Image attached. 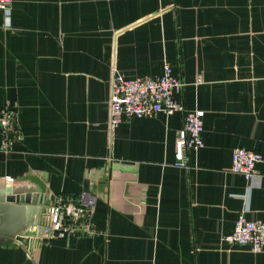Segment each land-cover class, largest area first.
Wrapping results in <instances>:
<instances>
[{
    "label": "crops",
    "instance_id": "0c3cea01",
    "mask_svg": "<svg viewBox=\"0 0 264 264\" xmlns=\"http://www.w3.org/2000/svg\"><path fill=\"white\" fill-rule=\"evenodd\" d=\"M166 65L185 83L182 109L112 130L113 73ZM5 108L18 134L0 148V190L43 196L46 217L55 195L97 204L94 236L0 241V264H264V250L223 239L245 210L264 222V0H13L9 27L0 10ZM196 110L205 145L177 167ZM237 148L262 155L256 178L232 171Z\"/></svg>",
    "mask_w": 264,
    "mask_h": 264
},
{
    "label": "built area",
    "instance_id": "2783aa9c",
    "mask_svg": "<svg viewBox=\"0 0 264 264\" xmlns=\"http://www.w3.org/2000/svg\"><path fill=\"white\" fill-rule=\"evenodd\" d=\"M13 0H0L6 26L11 25ZM199 77L197 83L202 82ZM185 83L173 74L170 65H166L164 73L156 78H125L114 72L109 90V127L116 129L121 123L133 118L154 116L159 113L172 115L182 109L176 95L184 89ZM205 112L196 110L185 116L184 128L178 134L176 145L177 167H185L188 149H201L203 140ZM15 111L5 108L0 115V128L3 139L1 150L10 152L16 141L18 128ZM263 161L260 153L246 148H237L232 155V171L245 178L257 177L256 165ZM13 182L11 178H7ZM97 197L89 192L82 193L78 202L64 196L55 195L53 204L47 210L45 224L36 228L31 238L44 236L47 238L71 239L94 236L95 226L92 216L95 213ZM228 244L247 246L253 253L264 250V222L248 220L246 210L241 212L235 223L233 232L223 237Z\"/></svg>",
    "mask_w": 264,
    "mask_h": 264
},
{
    "label": "water",
    "instance_id": "95a60500",
    "mask_svg": "<svg viewBox=\"0 0 264 264\" xmlns=\"http://www.w3.org/2000/svg\"><path fill=\"white\" fill-rule=\"evenodd\" d=\"M45 199L22 188L0 190V241H16L32 248L38 239L30 235L45 224Z\"/></svg>",
    "mask_w": 264,
    "mask_h": 264
}]
</instances>
